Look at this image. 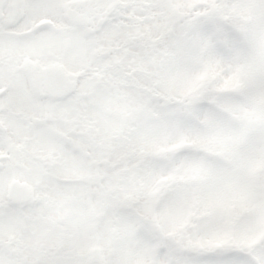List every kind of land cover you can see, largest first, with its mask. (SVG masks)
<instances>
[{
    "label": "snow or ice",
    "instance_id": "obj_1",
    "mask_svg": "<svg viewBox=\"0 0 264 264\" xmlns=\"http://www.w3.org/2000/svg\"><path fill=\"white\" fill-rule=\"evenodd\" d=\"M0 264H264V0H0Z\"/></svg>",
    "mask_w": 264,
    "mask_h": 264
}]
</instances>
